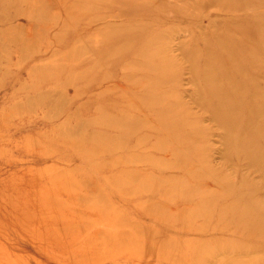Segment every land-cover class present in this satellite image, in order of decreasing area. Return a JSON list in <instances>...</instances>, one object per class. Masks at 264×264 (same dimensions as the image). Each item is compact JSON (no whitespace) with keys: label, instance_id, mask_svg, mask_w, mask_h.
<instances>
[{"label":"rangeland","instance_id":"obj_1","mask_svg":"<svg viewBox=\"0 0 264 264\" xmlns=\"http://www.w3.org/2000/svg\"><path fill=\"white\" fill-rule=\"evenodd\" d=\"M261 146L264 0H0V196L39 225L4 221L15 253L264 264Z\"/></svg>","mask_w":264,"mask_h":264},{"label":"bare ground","instance_id":"obj_2","mask_svg":"<svg viewBox=\"0 0 264 264\" xmlns=\"http://www.w3.org/2000/svg\"><path fill=\"white\" fill-rule=\"evenodd\" d=\"M219 114V113H218ZM251 117V115H250ZM261 132V131H260ZM260 136V135H259ZM264 149V148H263ZM262 146H261V150ZM260 150V151H261ZM5 152V151H4ZM263 152V151H262ZM3 153V152H2ZM0 152V154H2ZM258 154V152H257ZM15 182V181H14ZM3 189V188H2ZM8 196H6L4 194V196L6 197H1L0 196V264H36L37 262H35V259L33 257H31L30 253H25L27 255H20L19 253H15V251L19 250L16 248L15 245H12L9 241L8 235L6 232H8V229L5 227L4 221L6 219H10L13 220L15 218V220L21 219V222L23 224V229H25L26 231L31 232L32 234H36V226L39 225H35L34 224V217H33V213L29 212V210H27V206L24 208V213L20 214L19 213V208L21 206V201H25L27 202L25 197H22V200L18 197H16L15 195H12V193ZM40 194V193H39ZM48 194V193H47ZM24 195V194H23ZM26 196V195H24ZM30 197V196H29ZM40 197V196H39ZM42 197H43V193H42ZM31 198V197H30ZM21 201H20V200ZM27 199H29L27 197ZM33 199V198H32ZM35 201V199L33 200ZM30 204V203H29ZM33 204V203H32ZM27 205V204H26ZM31 205V204H30ZM39 205V204H38ZM23 206V205H22ZM35 206V205H34ZM37 206V205H36ZM42 207V206H41ZM55 208V207H54ZM38 209V207H37ZM43 209V208H42ZM48 209V208H47ZM40 210V209H39ZM38 210V211H39ZM37 212V211H35ZM39 213V212H38ZM43 214V213H42ZM51 214V213H50ZM21 217V218H20ZM43 217V216H42ZM37 219V218H36ZM43 219V218H42ZM50 219V218H49ZM48 219V220H49ZM42 221V220H41ZM44 221V220H43ZM46 221V220H45ZM40 222V219H39ZM42 223V222H41ZM47 223V222H46ZM19 224V223H18ZM34 224V225H33ZM40 224V223H39ZM21 225V224H20ZM65 225V224H64ZM45 225L43 224L42 227H44ZM53 226V225H52ZM60 226V225H58ZM46 227V226H45ZM48 227V226H47ZM55 227V225H54ZM42 230H44L43 228H41ZM47 229V228H45ZM58 229V228H57ZM69 229V228H68ZM57 231V230H56ZM60 231V229L58 230ZM66 231V230H65ZM39 232V231H38ZM12 233V232H11ZM40 233H42L40 231ZM46 233V232H45ZM63 233V232H62ZM19 234V233H18ZM55 234V233H54ZM64 234V233H63ZM39 235V234H38ZM34 236V235H33ZM41 236H43L41 234ZM40 236V237H41ZM62 236V234H61ZM35 237V236H34ZM23 239V238H22ZM47 239V238H46ZM4 241H6L8 244L4 243ZM14 241V240H13ZM33 241V239H32ZM38 242V241H37ZM21 243V242H20ZM41 243V242H40ZM22 244V243H21ZM30 247V246H29ZM32 250V249H31ZM39 257V256H38Z\"/></svg>","mask_w":264,"mask_h":264}]
</instances>
